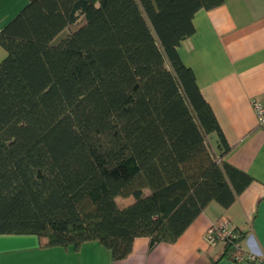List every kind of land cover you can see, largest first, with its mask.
<instances>
[{
	"label": "trees",
	"instance_id": "trees-1",
	"mask_svg": "<svg viewBox=\"0 0 264 264\" xmlns=\"http://www.w3.org/2000/svg\"><path fill=\"white\" fill-rule=\"evenodd\" d=\"M223 3L28 0L0 30V235L98 242L122 261L137 238L173 244L238 200L253 179L227 162L178 52L195 14Z\"/></svg>",
	"mask_w": 264,
	"mask_h": 264
},
{
	"label": "crops",
	"instance_id": "crops-1",
	"mask_svg": "<svg viewBox=\"0 0 264 264\" xmlns=\"http://www.w3.org/2000/svg\"><path fill=\"white\" fill-rule=\"evenodd\" d=\"M27 3L0 0V30ZM193 25L195 33L178 52L232 147L227 162L253 179L245 192L228 209L212 203L173 244L150 250L149 238H137L122 261L98 242L76 250L41 247L33 235H0V264H255L219 259L223 246L208 244L206 231L223 219L246 234L245 250L264 256V129L253 109L254 101L264 100V0H224L197 12ZM5 55L0 46V62Z\"/></svg>",
	"mask_w": 264,
	"mask_h": 264
},
{
	"label": "built area",
	"instance_id": "built-area-1",
	"mask_svg": "<svg viewBox=\"0 0 264 264\" xmlns=\"http://www.w3.org/2000/svg\"><path fill=\"white\" fill-rule=\"evenodd\" d=\"M253 109L256 114L257 124L264 129V100H256L253 102ZM240 230L234 227L229 220L223 219L220 223L212 225L208 228L205 238L209 245L216 247L226 241L235 243L234 248L238 251L235 256L236 262L245 260L253 261L255 264H264V256L256 253L253 249L245 250L243 240L240 242Z\"/></svg>",
	"mask_w": 264,
	"mask_h": 264
},
{
	"label": "rangeland",
	"instance_id": "rangeland-1",
	"mask_svg": "<svg viewBox=\"0 0 264 264\" xmlns=\"http://www.w3.org/2000/svg\"><path fill=\"white\" fill-rule=\"evenodd\" d=\"M210 142H211V144H212L213 146H216V141L214 140V138H211V139H210Z\"/></svg>",
	"mask_w": 264,
	"mask_h": 264
}]
</instances>
